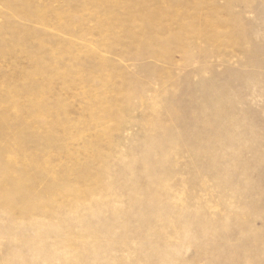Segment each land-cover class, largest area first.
Wrapping results in <instances>:
<instances>
[{"label": "rangeland", "instance_id": "1", "mask_svg": "<svg viewBox=\"0 0 264 264\" xmlns=\"http://www.w3.org/2000/svg\"><path fill=\"white\" fill-rule=\"evenodd\" d=\"M0 264H264V0H0Z\"/></svg>", "mask_w": 264, "mask_h": 264}]
</instances>
